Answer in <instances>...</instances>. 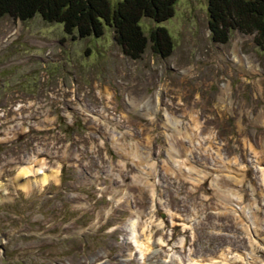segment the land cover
<instances>
[{
    "label": "rangeland",
    "instance_id": "1",
    "mask_svg": "<svg viewBox=\"0 0 264 264\" xmlns=\"http://www.w3.org/2000/svg\"><path fill=\"white\" fill-rule=\"evenodd\" d=\"M206 1L139 18L165 57L0 16V264H264V50L213 40ZM24 166L55 177L23 189Z\"/></svg>",
    "mask_w": 264,
    "mask_h": 264
},
{
    "label": "trees",
    "instance_id": "2",
    "mask_svg": "<svg viewBox=\"0 0 264 264\" xmlns=\"http://www.w3.org/2000/svg\"><path fill=\"white\" fill-rule=\"evenodd\" d=\"M175 0H0V16L7 14L25 20L38 13L45 21L60 22L64 33L74 37L99 36L103 24L121 52L138 58L148 43L150 50L165 57L172 40L163 25H154L144 33L139 18L163 20L173 13ZM207 27L210 37L224 41L227 31L236 28L253 32V41L264 50V0H207Z\"/></svg>",
    "mask_w": 264,
    "mask_h": 264
},
{
    "label": "bare ground",
    "instance_id": "3",
    "mask_svg": "<svg viewBox=\"0 0 264 264\" xmlns=\"http://www.w3.org/2000/svg\"><path fill=\"white\" fill-rule=\"evenodd\" d=\"M234 51H235V48H234ZM233 56L235 58L236 64L240 68L241 67H246L247 68V69L242 70V71H244L246 73L247 71L251 70L250 65L253 62L252 58H250L248 55L243 54L240 51L239 48H238V51L235 52V54ZM170 121H171L172 125L174 124L173 122H175V120H173V119H170ZM29 168L30 167H25L24 166V168L21 169L24 172L20 176L19 175L15 176L16 178H15L14 182L16 183V185L18 187H21L23 189H28L32 184H39L41 182L43 184L44 181H47L48 179L55 177V171L54 170H45V169L43 170V167H40L37 170H35V172L33 173V171H31ZM223 171H228L229 172V169L227 167H223V168H221L220 172H223ZM235 176H237V175H235ZM262 176H263V180H264V171H262ZM146 181H147V179H145V178L139 180V182L143 183V184H146L145 183ZM135 224L136 223L134 221L130 223V228H131V231L133 232V234H134L135 229H136V225ZM135 244H136V247L138 248V250L140 251V253L142 255L150 248L149 240H147L146 237H145V239L143 241L142 240L141 241H137ZM199 260L193 261L191 264H200ZM207 260H209V261H205V264H210V263L214 262L213 259H207ZM236 261L239 262L238 264H242L241 258H238V259L232 261L230 264H232L233 262H236Z\"/></svg>",
    "mask_w": 264,
    "mask_h": 264
}]
</instances>
